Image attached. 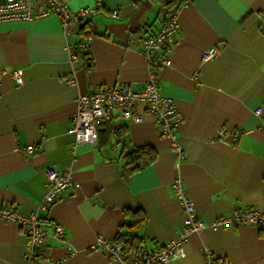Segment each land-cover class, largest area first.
<instances>
[{
	"label": "crops",
	"instance_id": "obj_1",
	"mask_svg": "<svg viewBox=\"0 0 264 264\" xmlns=\"http://www.w3.org/2000/svg\"><path fill=\"white\" fill-rule=\"evenodd\" d=\"M64 1L72 10L101 3L84 53L78 34H65L56 15L0 22V70L20 68L19 82L5 72L0 84V208L35 212L47 167L70 171L79 183L50 205L39 248L49 261L37 264H111L90 248L98 235L112 242L136 236L148 248L178 238L184 214L171 189L177 176L206 223L236 209L264 213V0ZM170 4L179 26L161 53L170 64L157 65L141 53V40L156 33ZM210 46L219 52L204 61ZM151 69L183 116L175 134L182 159L147 112L140 122H123L116 111L95 143L74 144L78 95L141 88ZM141 147L151 151L131 155ZM132 218L141 221L129 227ZM54 224L63 227L62 238L51 234ZM202 245L216 264H264V230L253 224L190 233L168 264H204ZM25 246L20 227L0 217V264H24Z\"/></svg>",
	"mask_w": 264,
	"mask_h": 264
},
{
	"label": "built area",
	"instance_id": "obj_2",
	"mask_svg": "<svg viewBox=\"0 0 264 264\" xmlns=\"http://www.w3.org/2000/svg\"><path fill=\"white\" fill-rule=\"evenodd\" d=\"M186 6H188V2L183 3L181 7ZM100 8V2H96L93 6H83L72 10L64 0H0V22L33 21L49 15H56L65 34L69 32L78 34L79 50L84 51L88 39L92 35L89 26ZM109 14L115 17L117 10L111 9ZM178 26V10L167 11L162 17L156 33L141 40V53L148 62L154 61L157 65L170 64V59L161 53L174 43ZM218 52L216 46H210L204 50L202 60H211L216 57ZM75 57L76 55L71 53V58ZM5 72L14 81H20V68L15 67L7 71L0 70V84ZM116 111L117 117L123 122H140L143 117L142 112L150 113L157 123L159 135L167 139L170 145L176 149L178 159L183 158V154L175 142L176 130L182 123L183 116L177 108L175 99L160 92L154 70H149L147 81L138 89L121 84L94 89L78 95L76 110L71 118L72 124L69 129L74 144L95 143L98 138V127L111 121ZM260 111L261 108L258 107L255 113L259 114ZM33 149H35L34 146L25 148L27 151ZM78 186L79 183L72 178L70 171H58L53 167H47L45 169L46 191L35 212L25 215L10 207L0 208V217L15 222L26 237L24 264H37L41 260L49 261L48 255L39 252L40 246L48 236V231L44 227L47 212L58 193ZM171 189L184 214L182 233L178 238L171 239L160 247L148 248L141 245L128 248L122 242H112L98 235L91 243L90 248L100 249L107 254L111 264H168L177 256V252L190 233L201 232L207 226L218 228L253 224L264 230V213L250 208L236 209L206 223L197 218L194 204L180 176L171 182ZM51 234L62 238L64 236L63 227L54 224ZM200 252L204 264H216L209 246L202 245Z\"/></svg>",
	"mask_w": 264,
	"mask_h": 264
},
{
	"label": "trees",
	"instance_id": "obj_3",
	"mask_svg": "<svg viewBox=\"0 0 264 264\" xmlns=\"http://www.w3.org/2000/svg\"><path fill=\"white\" fill-rule=\"evenodd\" d=\"M170 3V2H169ZM168 2L166 3V5H168L169 4ZM175 10H178V8L177 7H174V4H170V6H168V11H175ZM82 53H84V51H81ZM137 150H139L141 153H144V151L145 150H149V151H151L149 148H145V147H141V148H137L136 150H134L132 153H131V155H133L135 152H137ZM131 212V216L130 217H133V215L134 214H136L140 209L139 208H137L136 210H131V209H129ZM141 221V219H130V220H128V222H127V225L129 226V227H132V226H135V225H137V223H139ZM136 238V236H130V235H128V234H124V235H121L119 238H118V242H122L125 246H127L128 248H133V247H136V246H138L137 244H136V242H135V239Z\"/></svg>",
	"mask_w": 264,
	"mask_h": 264
}]
</instances>
